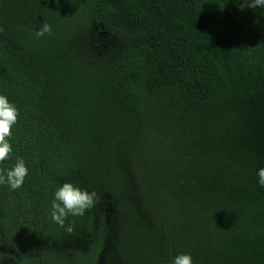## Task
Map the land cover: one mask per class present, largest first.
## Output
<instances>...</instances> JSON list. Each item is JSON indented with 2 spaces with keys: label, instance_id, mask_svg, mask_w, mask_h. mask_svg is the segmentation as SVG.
I'll return each instance as SVG.
<instances>
[{
  "label": "trees",
  "instance_id": "1",
  "mask_svg": "<svg viewBox=\"0 0 264 264\" xmlns=\"http://www.w3.org/2000/svg\"><path fill=\"white\" fill-rule=\"evenodd\" d=\"M249 2L0 0V93L19 109L0 169L28 168L0 185V264H264V8ZM65 180L96 199L61 227Z\"/></svg>",
  "mask_w": 264,
  "mask_h": 264
},
{
  "label": "clouds",
  "instance_id": "2",
  "mask_svg": "<svg viewBox=\"0 0 264 264\" xmlns=\"http://www.w3.org/2000/svg\"><path fill=\"white\" fill-rule=\"evenodd\" d=\"M244 7L264 8V0H250L245 6H240L241 9ZM51 32V25L47 22H43L38 29H33L37 38L44 37L46 34L51 35ZM18 115L17 106L9 100L7 95L0 93V162L8 160L13 152L9 138L12 136V128L17 123ZM27 175L28 168L25 161L17 158L10 168L0 169V185L6 184L11 190L19 189ZM256 175L257 185L264 187V167L258 168ZM52 197L50 217L63 227L67 216H83L93 207L96 193L65 180L59 183ZM66 230L72 232L73 229L69 225ZM171 264H193V260L189 253H179L172 258Z\"/></svg>",
  "mask_w": 264,
  "mask_h": 264
}]
</instances>
